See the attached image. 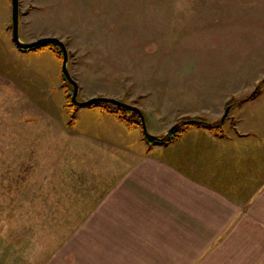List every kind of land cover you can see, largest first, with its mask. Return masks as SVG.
I'll list each match as a JSON object with an SVG mask.
<instances>
[{
    "label": "rangeland",
    "instance_id": "rangeland-1",
    "mask_svg": "<svg viewBox=\"0 0 264 264\" xmlns=\"http://www.w3.org/2000/svg\"><path fill=\"white\" fill-rule=\"evenodd\" d=\"M11 12L0 0V264H57L59 244L141 144L132 152L72 129L88 107L72 103L62 71L48 88L32 81L37 58L14 51ZM18 31L24 42L62 40L77 100L138 108L159 140L129 130L148 145L197 122L234 128L264 90V0H19Z\"/></svg>",
    "mask_w": 264,
    "mask_h": 264
},
{
    "label": "crops",
    "instance_id": "crops-1",
    "mask_svg": "<svg viewBox=\"0 0 264 264\" xmlns=\"http://www.w3.org/2000/svg\"><path fill=\"white\" fill-rule=\"evenodd\" d=\"M14 51L37 58L27 74L40 87L60 77L50 50ZM245 104L254 115L236 127H188L163 145H148L110 114L79 108L74 131L141 148L59 244L57 264H65L61 257L68 264H264V90Z\"/></svg>",
    "mask_w": 264,
    "mask_h": 264
},
{
    "label": "water",
    "instance_id": "water-1",
    "mask_svg": "<svg viewBox=\"0 0 264 264\" xmlns=\"http://www.w3.org/2000/svg\"><path fill=\"white\" fill-rule=\"evenodd\" d=\"M11 9H12V40L16 47L20 50L26 51V50H32L37 47L47 45V44H55L61 49L62 52V62H61V71L65 77V79L72 85L73 91L71 95V101L73 104L79 106V107H88L92 103L95 102H106L113 105H116L121 108H125L128 110L136 111L140 118H141V127L143 134L145 135V138L147 141H156L159 140L156 136L150 135L147 130L144 123V117L141 114L140 110L132 105L123 103L119 100L107 98V97H93L86 101L79 102L77 100L78 95V85L77 83L71 78L69 70H68V53L67 49L65 47V44L57 37H42L32 42H24L19 39V0H11ZM229 108L226 109L225 115L227 114ZM224 115V116H225ZM172 130V129H171ZM170 130V131H171Z\"/></svg>",
    "mask_w": 264,
    "mask_h": 264
},
{
    "label": "trees",
    "instance_id": "trees-1",
    "mask_svg": "<svg viewBox=\"0 0 264 264\" xmlns=\"http://www.w3.org/2000/svg\"><path fill=\"white\" fill-rule=\"evenodd\" d=\"M42 49L50 50L58 60H61V57H62L61 50L55 44L43 45V46L35 48L34 50H42ZM67 98H68V96H67ZM67 106H68V108H70V107H73L74 105L69 100ZM88 108H98L103 113L113 115L116 119H118L119 121L124 123V125L128 129L141 127V123H140L138 117L136 116V114H134V112H131V111L126 110L124 108L112 106L110 104L103 103V102L92 103L91 105L88 106ZM70 122H71V120H70ZM198 123H200L203 127L207 128V129H213V130L217 129L216 127H213V125H210V124H207L204 122H197L196 124H194L192 126H199ZM176 135H175V131H174V133H172L169 137H167L166 139L163 140V143H166V144L171 143L177 137Z\"/></svg>",
    "mask_w": 264,
    "mask_h": 264
}]
</instances>
